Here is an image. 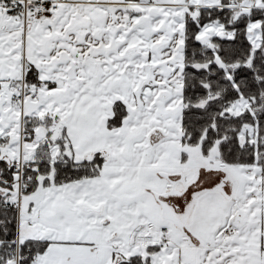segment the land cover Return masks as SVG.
I'll return each instance as SVG.
<instances>
[{
    "label": "snow or ice",
    "instance_id": "1",
    "mask_svg": "<svg viewBox=\"0 0 264 264\" xmlns=\"http://www.w3.org/2000/svg\"><path fill=\"white\" fill-rule=\"evenodd\" d=\"M0 264H264V0H0Z\"/></svg>",
    "mask_w": 264,
    "mask_h": 264
}]
</instances>
